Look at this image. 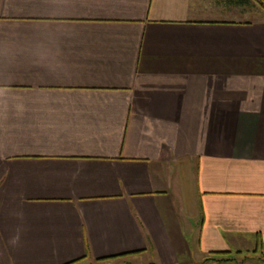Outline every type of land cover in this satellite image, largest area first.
Segmentation results:
<instances>
[{"label":"crops","instance_id":"crops-1","mask_svg":"<svg viewBox=\"0 0 264 264\" xmlns=\"http://www.w3.org/2000/svg\"><path fill=\"white\" fill-rule=\"evenodd\" d=\"M249 4L0 0V264H264Z\"/></svg>","mask_w":264,"mask_h":264},{"label":"rangeland","instance_id":"rangeland-1","mask_svg":"<svg viewBox=\"0 0 264 264\" xmlns=\"http://www.w3.org/2000/svg\"><path fill=\"white\" fill-rule=\"evenodd\" d=\"M246 10H250L252 14L246 18L264 19V9L261 8L256 0H250V4L245 6Z\"/></svg>","mask_w":264,"mask_h":264},{"label":"trees","instance_id":"trees-1","mask_svg":"<svg viewBox=\"0 0 264 264\" xmlns=\"http://www.w3.org/2000/svg\"><path fill=\"white\" fill-rule=\"evenodd\" d=\"M261 8L264 9V0H256Z\"/></svg>","mask_w":264,"mask_h":264}]
</instances>
